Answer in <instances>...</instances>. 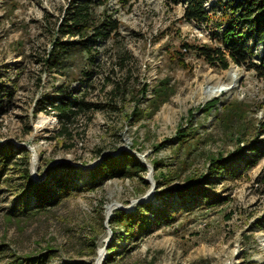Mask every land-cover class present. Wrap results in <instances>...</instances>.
Returning a JSON list of instances; mask_svg holds the SVG:
<instances>
[{
    "label": "rangeland",
    "instance_id": "1",
    "mask_svg": "<svg viewBox=\"0 0 264 264\" xmlns=\"http://www.w3.org/2000/svg\"><path fill=\"white\" fill-rule=\"evenodd\" d=\"M75 1L0 0V86L14 92L0 108V145L20 159L0 182V264L44 254L46 264H264V70L228 56L226 68L212 65L197 52L222 47L236 15L220 0H207L203 23L184 18L186 0H92L93 26L110 17L119 28L92 52L80 46L58 72L46 60L56 39L78 40L58 33ZM246 47L263 67L261 46ZM159 85L171 96L154 112ZM78 88L99 109L62 134L50 103ZM123 153L148 173L92 186L91 171ZM27 157L35 183L52 185L61 165H73L69 185L79 191L45 211L27 209ZM215 160L230 172L203 186L207 197H180L190 178H211ZM163 197L170 219L159 227L131 237L117 223L116 214L149 204L155 220Z\"/></svg>",
    "mask_w": 264,
    "mask_h": 264
},
{
    "label": "trees",
    "instance_id": "2",
    "mask_svg": "<svg viewBox=\"0 0 264 264\" xmlns=\"http://www.w3.org/2000/svg\"><path fill=\"white\" fill-rule=\"evenodd\" d=\"M92 0H77L72 5V11L68 13V17L64 19L59 27V36L64 37L68 35L69 38H76L78 40L56 39L53 44V49L50 52L46 63L51 68L57 69L58 72L63 62L67 60L71 54H73L80 46H84L88 52H92L97 46L99 39H105L110 37L112 33H115L119 25L117 21L111 20L110 17L98 27H94V19L91 13ZM186 8L184 18L188 21H195L203 23L210 18L209 13L206 10L207 0H186ZM220 6H225L233 12V21L228 23L223 31L221 44L222 47L210 48L207 46L199 47L197 52L202 59H205L210 64H221L226 68V63L223 60L225 56H228L237 66H247L249 69L254 68L264 70V66L257 67L252 59L249 50L246 45L250 42H254L257 46H261L262 60L264 62V0H228L218 1ZM214 8V7H213ZM212 8V10H214ZM93 30V33L88 37V33ZM86 38H89L85 40ZM91 38V39H90ZM84 41L89 42L85 43ZM94 62V61H93ZM89 76V75H88ZM5 85L0 86V108L3 106V98L7 96L12 98L14 92H12ZM5 91V92H4ZM62 94L57 97L55 101L50 103L51 109L57 114L59 123L62 126V134H69V128L73 121L83 112L98 110L99 106L92 105L85 101L84 97H80V89L61 90ZM171 90L166 85H159L154 88V112H157L161 105L166 103L171 96ZM79 95V96H78ZM44 102H41L43 104ZM216 102H212L207 105L206 108L214 109ZM43 109V107H42ZM210 110V111H211ZM229 110L224 114V120L229 118ZM3 112H0V115ZM71 135V134H69ZM184 137L185 135H181ZM254 150H259L253 148ZM26 150H23V152ZM241 153V152H240ZM239 153V154H240ZM18 152L10 146L8 148L5 145H0V182L4 170L10 166L18 164L20 159L17 158ZM25 167L23 171V178L26 180V190L28 199L25 201L27 209L32 207V210L36 213L45 211L48 207H53L63 199L73 196L74 193L79 191V187H70V175L71 172L76 169L73 165H61L63 170L62 175L54 177V183L50 185L47 182L35 183L31 178V169L29 158L27 157ZM250 161H245L243 166L249 165ZM215 160L214 167L210 177H206L204 182L190 178L188 185L182 192L178 193L180 197L191 196V198H205L209 194L203 186L209 184L210 180L217 179L221 172L219 170L228 169V161ZM240 168V167H239ZM229 173L230 171L227 170ZM148 173V168L140 162V160L132 153H123L119 157L108 156L103 159L100 164L91 171V185L96 186L99 182H106L116 178L120 179H134L144 176ZM34 200V204H31V200ZM164 201L163 209L157 214L155 220L151 219L153 212L150 211L152 204L147 206H140L139 212L136 214L118 213L115 215L117 223L122 227L129 228V235L135 237L140 233H147L152 228L159 227L163 222H167L170 219L168 213L170 212V204L168 198H161ZM196 201V200H195ZM193 201V202H195ZM0 248V252H1ZM116 254V253H115ZM49 260V255L44 254L40 257L29 258L27 261L20 260L14 264H46Z\"/></svg>",
    "mask_w": 264,
    "mask_h": 264
},
{
    "label": "bare ground",
    "instance_id": "3",
    "mask_svg": "<svg viewBox=\"0 0 264 264\" xmlns=\"http://www.w3.org/2000/svg\"><path fill=\"white\" fill-rule=\"evenodd\" d=\"M236 71H237V70H236ZM115 209H116V208H115L114 205H113V206H109V207H108V215L111 214V213H113V212L115 211ZM97 264H101V259L98 260ZM229 264H230V263H229Z\"/></svg>",
    "mask_w": 264,
    "mask_h": 264
}]
</instances>
